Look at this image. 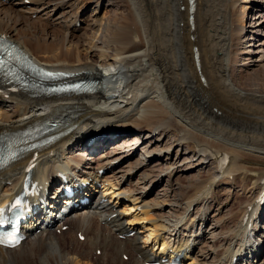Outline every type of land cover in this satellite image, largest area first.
Returning <instances> with one entry per match:
<instances>
[{
  "label": "bare ground",
  "instance_id": "obj_1",
  "mask_svg": "<svg viewBox=\"0 0 264 264\" xmlns=\"http://www.w3.org/2000/svg\"><path fill=\"white\" fill-rule=\"evenodd\" d=\"M204 2L198 23L196 0H0V35L39 65L98 79L92 92H0V137L76 114L39 151L36 178L56 183L67 166L86 190L106 185L0 246V264H148L191 239L186 264H264V171L249 168L264 163V0ZM34 156L0 172V201Z\"/></svg>",
  "mask_w": 264,
  "mask_h": 264
},
{
  "label": "rangeland",
  "instance_id": "obj_2",
  "mask_svg": "<svg viewBox=\"0 0 264 264\" xmlns=\"http://www.w3.org/2000/svg\"><path fill=\"white\" fill-rule=\"evenodd\" d=\"M205 0H196V19H198L197 20V22L198 23H201V22H203L204 21V16H203V13H202V11H203V8H204V2ZM155 5V4H154ZM154 5H150V4H148V6H147V8H151L152 6H154ZM203 7V8H202ZM157 8L158 9H155L154 7H153V10H154V12H152L151 14L152 15H160L161 14V10H162V6H161V4H157ZM202 8V9H201ZM160 9V10H159ZM200 9V10H199ZM202 10V11H201ZM154 13H156V14H154ZM200 16V17H199ZM254 19L252 18V21H253ZM182 21H183V19H182ZM248 21H250V17H249V20ZM248 21H247V23H248ZM195 32H193L192 34H194ZM192 34H191V36H192ZM196 34V33H195ZM195 41V40H194ZM193 43V42H192ZM251 164L253 163V165H249V168H250V170L251 171H253V172H256V171H264V163H260V162H254V161H251L250 162ZM260 164V165H259ZM256 165V166H255ZM260 166V167H259ZM253 167V168H252ZM256 170V171H255ZM253 178V177H252ZM245 179H249V178H247V177H245ZM252 182H253V179H252ZM250 183H251V181L249 180V186H250ZM229 187V186H228ZM247 187L248 186H245L244 188H243V190H241L239 193H240V195H239V193H237V195H239V197L237 196V199H236V202H235V204L234 205H236L238 202H240V201H242V200H244L246 197H245V195H244V193L246 192V189H247ZM223 188L226 190H224L222 193H220L219 194V196L222 198V199H225V200H227L226 198H228L229 196H230V191L229 190H227V187H226V185H223ZM244 198H243V197ZM231 197H233V196H231ZM243 198V199H242ZM241 199V200H240ZM240 200V201H239ZM236 207V206H235ZM208 236V231L206 230V233H205V238ZM68 238V240L69 239H71V238H69V237H67ZM70 241V240H69ZM82 241H84V240H82ZM263 253H262V257L264 256V246H263ZM128 259H129V256H128V258L127 259H125L124 258V260H126V261H128Z\"/></svg>",
  "mask_w": 264,
  "mask_h": 264
},
{
  "label": "snow or ice",
  "instance_id": "obj_3",
  "mask_svg": "<svg viewBox=\"0 0 264 264\" xmlns=\"http://www.w3.org/2000/svg\"><path fill=\"white\" fill-rule=\"evenodd\" d=\"M0 51H5L4 49L0 48ZM4 67V62L0 60V69ZM47 76H52V73H46ZM16 204L19 206L21 204L20 201H17ZM4 209H0V215H3ZM16 243H18V237L13 235L6 236V237H0V244H9L10 246H14Z\"/></svg>",
  "mask_w": 264,
  "mask_h": 264
},
{
  "label": "water",
  "instance_id": "obj_4",
  "mask_svg": "<svg viewBox=\"0 0 264 264\" xmlns=\"http://www.w3.org/2000/svg\"><path fill=\"white\" fill-rule=\"evenodd\" d=\"M192 15H190V17H191Z\"/></svg>",
  "mask_w": 264,
  "mask_h": 264
}]
</instances>
